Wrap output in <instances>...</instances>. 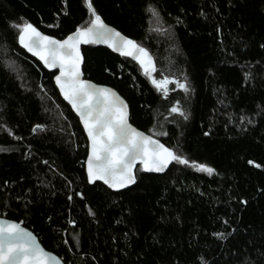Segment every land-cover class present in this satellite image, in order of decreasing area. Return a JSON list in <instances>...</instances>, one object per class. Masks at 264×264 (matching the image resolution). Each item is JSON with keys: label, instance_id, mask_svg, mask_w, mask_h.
Returning a JSON list of instances; mask_svg holds the SVG:
<instances>
[{"label": "trees", "instance_id": "trees-1", "mask_svg": "<svg viewBox=\"0 0 264 264\" xmlns=\"http://www.w3.org/2000/svg\"><path fill=\"white\" fill-rule=\"evenodd\" d=\"M90 2L151 52L154 79L189 91L170 82L165 94L95 44L81 47L84 76L113 87L135 127L214 171L173 162L159 175L138 164L125 190L88 184L78 118L9 27L28 22L61 39L90 21L85 0H0V216L64 264H264V0Z\"/></svg>", "mask_w": 264, "mask_h": 264}, {"label": "snow or ice", "instance_id": "snow-or-ice-1", "mask_svg": "<svg viewBox=\"0 0 264 264\" xmlns=\"http://www.w3.org/2000/svg\"><path fill=\"white\" fill-rule=\"evenodd\" d=\"M85 4L91 13L90 21L86 26L76 27L75 31L62 40L43 35L28 22H9V27L15 30V38L22 48L37 57L45 68H59V74L54 77L55 84L60 95L79 116L87 134L88 183L103 181L111 189L133 184L136 181L134 169L137 161L145 171L162 172L171 162H176L191 165L198 171L213 173L214 169L206 164L190 161L179 152L178 147L175 150L166 147L152 136L133 128L128 123V106L112 89L81 79L80 44L105 43L122 56H131L137 60L157 90L164 89L167 94L165 86L174 82L178 88L189 91L185 81H171L167 76L161 80L154 79L152 73L156 69L148 50L109 28L97 15L90 0H85ZM148 11L158 24L162 23V18L154 6L149 5ZM170 111L178 113L185 120L188 119L187 114L176 104ZM5 150L7 149L0 147V151ZM0 264H61V261L45 252L32 233L19 224L0 220Z\"/></svg>", "mask_w": 264, "mask_h": 264}, {"label": "water", "instance_id": "water-1", "mask_svg": "<svg viewBox=\"0 0 264 264\" xmlns=\"http://www.w3.org/2000/svg\"><path fill=\"white\" fill-rule=\"evenodd\" d=\"M102 19V18H101ZM103 20V19H102ZM104 21V20H103ZM104 23L109 27V28H112V29H115L117 32H119L120 34H121V36H125V37H127V38H129V39H131V40H134V39H132V38H130V37H128V36H126L125 34H123L120 30H118L117 28H115L114 26H112V25H110V24H108V23H106L105 21H104ZM34 26V25H33ZM35 27V26H34ZM37 28V27H36ZM37 30L39 31V32H41L43 35H46V36H50V35H47V34H45V33H43L42 31H40L38 28H37ZM75 31V30H74ZM73 32V31H72ZM71 33V32H70ZM69 33V34H70ZM69 34H67L66 36H68ZM65 36V37H66ZM50 37H53V36H50ZM65 37H63V38H61V39H59V38H55V37H53V38H55V39H57V40H62V39H64ZM135 41V40H134ZM136 42V41H135ZM137 44H139L138 42H136ZM17 44H18V46L21 48V49H23L29 56H31V57H33L34 59H36L37 61H39V59L37 58V57H35V56H33L30 52H28L26 49H24V48H22V46L18 43V41H17ZM89 44H95V45H97V46H100V47H104V48H106V49H108V50H110L112 53H115V54H118V55H120V56H122L119 52H117V51H113L111 48H109L108 47V45L107 44H105V43H89ZM84 45H88V44H83V43H81L80 44V53H81V57H82V60H81V79H83V80H87V81H90L92 84H95V85H100V86H103V87H107V88H110V89H112L117 95H119L120 96V98L124 101V103L128 106V104H127V102H126V100L113 88V87H111V86H109V85H105V84H100V83H96V82H94V81H92V80H90V79H88V78H86L85 76H84V74H83V71H82V68H83V63H84V57H83V53H82V49H81V47L82 46H84ZM140 45V44H139ZM140 46H142V45H140ZM142 47H144V46H142ZM145 49H147L146 47H144ZM148 50V49H147ZM148 52H149V54L151 55V57H152V59H153V63H154V66L156 67V62H155V59H154V56L151 54V52L148 50ZM123 57H126V58H129L130 60H132L133 62H135L139 67H140V64L137 62V60H135L133 57H131V56H123ZM40 63H41V65L43 66V68L45 69V70H47L48 72H52V73H54V75H53V83H54V86L56 87V89H57V91H58V93H59V95H60V92H59V89L57 88V86H56V84H55V80H54V77L56 76V75H58L59 74V68L57 67V68H54V69H49V68H45L44 67V65H43V63L41 62V61H39ZM140 69H141V67H140ZM141 71L142 72H144L143 71V69H141ZM60 97H61V99L70 107V109L72 110V112L75 114V116L78 118V120H79V123H80V118H79V116L76 114V112L75 111H73V109H72V107H71V105H69L68 104V102L67 101H65L64 99H63V97L60 95ZM128 117H129V107H128ZM128 123L133 127V128H136L138 131H141V132H143V133H145L146 135H150V134H148L147 132H145V131H143V130H140V129H138L137 127H135L133 124H131V122H130V120H129V118H128ZM80 125H81V127H82V129H83V125L80 123ZM83 132H84V130H83ZM84 134H85V136H86V139H87V134L84 132ZM151 136V135H150ZM154 140H158V139H156V138H154V137H152ZM161 144H163L160 140H158ZM165 145V144H164ZM166 146V145H165ZM166 147H168V146H166ZM87 148H88V139H87ZM87 155H88V151H87V154H86V158H85V161H84V170H85V175H86V179H87V172H86V160H87ZM172 163L173 162H171L170 164H169V166L167 167V168H165L164 169V171H162V172H154V171H145L144 169H143V167L142 166H140L141 168H142V170L144 171V172H146V173H150V174H164L167 170H168V168L172 165ZM139 164V161H137V165ZM140 165V164H139ZM135 170V169H134ZM135 173V172H134ZM87 182H88V180H87ZM96 182H99V183H102L103 185H105L104 183H103V181H96ZM96 182H94V183H96ZM136 182V181H135ZM93 183V184H94ZM89 184V183H88ZM134 184V183H133ZM133 184H130V185H127L126 187H124V188H119V189H111V188H108V186L107 185H105L108 189H110L111 191H114V192H117V191H122V190H125V189H127V188H129L130 186H132ZM90 185H92V184H90ZM0 220H4V221H12V222H14V223H17V224H19L22 228H24V229H26L28 232H30V233H32V235L36 238V241H37V243L40 245V247L42 248V249H44V251L45 252H48V253H50V254H52L53 256H56L60 261H61V264H64V262L62 261V259L58 256V255H56L54 252H52V251H50V250H47L46 248H44L43 247V245L41 244V242L39 241V239H38V237H37V235L32 231V230H30L29 228H27L26 226H24L22 223H20V222H18V221H16V220H13V219H10V218H6V217H2V216H0Z\"/></svg>", "mask_w": 264, "mask_h": 264}, {"label": "rangeland", "instance_id": "rangeland-1", "mask_svg": "<svg viewBox=\"0 0 264 264\" xmlns=\"http://www.w3.org/2000/svg\"><path fill=\"white\" fill-rule=\"evenodd\" d=\"M152 24H154L153 28H159V24L157 23L156 18H152Z\"/></svg>", "mask_w": 264, "mask_h": 264}]
</instances>
